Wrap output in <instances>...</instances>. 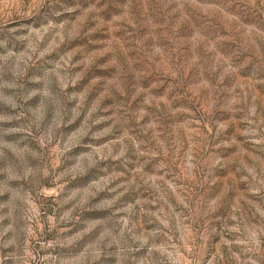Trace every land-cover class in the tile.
Here are the masks:
<instances>
[{
    "label": "rangeland",
    "instance_id": "374dc122",
    "mask_svg": "<svg viewBox=\"0 0 264 264\" xmlns=\"http://www.w3.org/2000/svg\"><path fill=\"white\" fill-rule=\"evenodd\" d=\"M0 264H264V0H0Z\"/></svg>",
    "mask_w": 264,
    "mask_h": 264
}]
</instances>
